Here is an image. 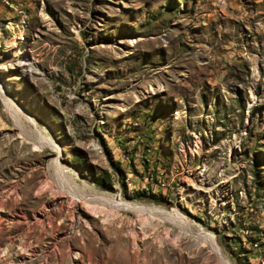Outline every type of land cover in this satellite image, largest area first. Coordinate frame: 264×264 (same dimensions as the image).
Here are the masks:
<instances>
[{
	"label": "rangeland",
	"instance_id": "374dc122",
	"mask_svg": "<svg viewBox=\"0 0 264 264\" xmlns=\"http://www.w3.org/2000/svg\"><path fill=\"white\" fill-rule=\"evenodd\" d=\"M224 4L0 0V264L264 258V0Z\"/></svg>",
	"mask_w": 264,
	"mask_h": 264
},
{
	"label": "bare ground",
	"instance_id": "6f19581e",
	"mask_svg": "<svg viewBox=\"0 0 264 264\" xmlns=\"http://www.w3.org/2000/svg\"><path fill=\"white\" fill-rule=\"evenodd\" d=\"M222 3H225V1H222L220 2L219 4L221 5ZM45 143H47V141L45 140H39L37 143H36V146L37 147H42V145H44ZM56 147V146H55ZM108 200V199H107ZM106 200V201H107ZM101 201V200H100ZM104 201V200H102ZM90 203V202H89ZM115 206L119 207V208H127V209H131V210H134V211H141V212H146V213H150L151 215H155V216H158V217H163V218H168V219H172L174 221L178 220V219H182L180 216H178L177 214H170L169 212H167L165 209H160V208H156V207H152V208H148L146 206H143V205H140V204H136V203H129V202H126V201H121V200H118L114 203ZM213 245V247H216L214 241L211 243ZM219 252V255L221 256V260L224 261L226 260L220 253V251L218 250ZM255 258V256H254ZM257 264H264V258L263 257H259L257 260H256ZM224 263V262H223ZM226 263V262H225ZM224 263V264H225ZM228 264V263H226Z\"/></svg>",
	"mask_w": 264,
	"mask_h": 264
},
{
	"label": "crops",
	"instance_id": "0c3cea01",
	"mask_svg": "<svg viewBox=\"0 0 264 264\" xmlns=\"http://www.w3.org/2000/svg\"><path fill=\"white\" fill-rule=\"evenodd\" d=\"M237 1H239V0H225V4L223 5V7H225V6H229V7L237 6Z\"/></svg>",
	"mask_w": 264,
	"mask_h": 264
},
{
	"label": "built area",
	"instance_id": "2783aa9c",
	"mask_svg": "<svg viewBox=\"0 0 264 264\" xmlns=\"http://www.w3.org/2000/svg\"><path fill=\"white\" fill-rule=\"evenodd\" d=\"M222 1H225V0H216V4L219 6V3L222 2ZM157 186V188H164V185H158V184H155ZM253 258H254V253L252 254ZM255 260V258H254ZM255 264H257L256 260H255Z\"/></svg>",
	"mask_w": 264,
	"mask_h": 264
},
{
	"label": "trees",
	"instance_id": "16d2710c",
	"mask_svg": "<svg viewBox=\"0 0 264 264\" xmlns=\"http://www.w3.org/2000/svg\"><path fill=\"white\" fill-rule=\"evenodd\" d=\"M159 199H161V198L158 197V196H155V197L153 196V197H152V200H153L154 202H158Z\"/></svg>",
	"mask_w": 264,
	"mask_h": 264
}]
</instances>
